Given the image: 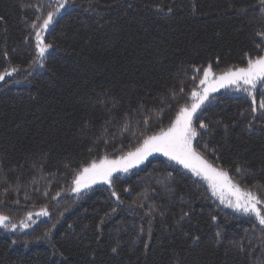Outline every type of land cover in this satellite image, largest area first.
Masks as SVG:
<instances>
[{
	"label": "trees",
	"instance_id": "obj_1",
	"mask_svg": "<svg viewBox=\"0 0 264 264\" xmlns=\"http://www.w3.org/2000/svg\"><path fill=\"white\" fill-rule=\"evenodd\" d=\"M62 2L0 0V73L18 69L0 81V215L19 223L48 211L26 230L0 229V264H264L262 226L166 158L71 194L84 167L174 122L204 68L262 56L264 4L68 0L56 12ZM50 11L39 67L35 32ZM262 92L255 112L245 93L212 98L194 147L264 199Z\"/></svg>",
	"mask_w": 264,
	"mask_h": 264
},
{
	"label": "snow or ice",
	"instance_id": "obj_2",
	"mask_svg": "<svg viewBox=\"0 0 264 264\" xmlns=\"http://www.w3.org/2000/svg\"><path fill=\"white\" fill-rule=\"evenodd\" d=\"M260 2L264 4V0H260ZM67 3L68 0H63L56 12H59L60 8H64ZM54 16V12H48L39 30L35 32V48L37 51L33 64L39 67H44L46 54L52 48L50 43L44 41L43 33L53 23ZM32 27L35 29L36 25L33 24ZM17 71L18 69L15 67L11 70L5 69L3 73H0V81H4L6 76H12ZM210 77L214 78L210 79ZM199 84L205 87L201 91L194 89L191 92L192 103L190 106L181 107L174 122L166 129L161 128L157 133L146 135L143 142L134 151H129L117 159L105 157L99 163L93 161L76 174L73 180L74 187L71 191L79 194L97 183H104L111 187L114 173H127L130 168L143 163L149 156L159 153L182 165L191 171L193 175L207 181L212 195L221 204L245 216L252 217L264 229V209L261 207V205H264V199L257 193L235 183L227 171L214 167L193 147V140L198 136V132L193 126V117L205 101L209 99L210 92L219 91L221 88L243 92L251 98L253 112L257 110L256 93L258 90L264 89V56L249 58L246 66H233L219 75L214 74L211 65H209L204 68ZM261 94L264 95V92ZM259 108L264 110V100L259 103ZM145 123H147V120ZM199 128L204 129L206 125L199 123ZM125 130H127V125H125ZM237 171L239 172L240 169L238 168ZM112 195L119 200V196L115 191ZM36 215L48 216V211L41 209ZM26 219L30 221L32 215L29 214ZM21 226L28 227L29 225L25 221H21ZM0 228L15 231L16 224L11 222L10 217L0 215Z\"/></svg>",
	"mask_w": 264,
	"mask_h": 264
},
{
	"label": "rangeland",
	"instance_id": "obj_3",
	"mask_svg": "<svg viewBox=\"0 0 264 264\" xmlns=\"http://www.w3.org/2000/svg\"><path fill=\"white\" fill-rule=\"evenodd\" d=\"M59 1V0H58ZM57 0H56V2H58ZM262 56H264V50H263V52H262ZM212 71H213V73L214 74H216V75H219L220 73H222V72H215L213 69H212ZM211 78H214V77H210V79ZM203 87H205L204 85H200L199 84V87H198V89H197V91H201L202 89H203ZM224 92H231V93H243V92H237V91H234V90H232V89H224V88H221L219 91H216V92H210V94H209V99L207 100V101H205V103L201 106V109L200 110H198V112L196 113V115L193 117V126L195 127V122H197L196 120V118L200 115V113H201V111L203 110V108H204V106L212 99V98H214L216 95H218V94H220V93H224ZM192 103V100H190V103H188L186 106H190V104ZM185 107V106H184ZM261 111V110H260ZM194 141H195V139L193 140V147H194ZM195 148V147H194ZM135 150V149H134ZM134 150H132V151H134ZM197 151V150H196ZM120 157V156H119ZM118 157V158H119ZM154 157H163V158H166V159H168L167 157H165V156H163V155H161V154H159V153H154L153 155H151V156H149L148 158H147V160H145L143 163H141V164H139V165H137L136 167H133V168H130L129 169V171H131V170H133V169H135V168H137V167H139V166H141V165H143L144 163H146L148 160H150V159H152V158H154ZM203 157V156H202ZM204 158V157H203ZM108 159H117V158H108ZM205 159V158H204ZM169 160V159H168ZM100 161V160H99ZM99 161H97V163H99ZM169 161H171L172 163H174V164H176V165H178V166H180L181 168H183L184 170H186L187 172H189L191 175H193V173L191 172V171H189L188 169H186V168H184L182 165H180V164H177L175 161H172V160H169ZM215 167V166H214ZM217 168V167H216ZM219 169V168H218ZM128 171V172H129ZM127 172V173H128ZM121 174H126V173H123V172H117V173H114L113 174V178L115 177V176H117V175H121ZM195 178H197L198 180H200L201 181V183L202 184H204L205 185V187H207V189L209 190V192H210V194L212 195V191H211V189L209 188V185H208V182L207 181H205L204 179H202L201 177H198V176H195V175H193ZM231 177V176H230ZM113 178H112V180H113ZM234 181V180H233ZM102 185H105V186H109V185H107V184H104V183H97V184H94V185H92L90 188H88V189H86V190H84V191H82V192H80L79 194H81V193H83V192H86V191H88V190H90V189H92V188H94V187H96V186H102ZM73 187H74V185H73ZM254 189V188H253ZM252 189V190H253ZM258 190H253L252 192H257ZM73 193V195H78L77 193H74V192H72L71 191V194ZM263 193V192H262ZM213 196V195H212ZM262 196L264 197V195L262 194ZM214 197V199L222 206V207H224V208H226V209H228V210H230V211H232V212H236V211H234L233 209H231V208H228V207H225L223 204H221L220 203V201L215 197V196H213ZM261 207H262V205H261ZM262 209H263V207H262ZM40 212V211H39ZM36 213H38V212H35V213H31V215H32V219L30 220V221H28L27 219H24V220H22V221H25L29 226L28 227H22L21 226V222H19V223H15L16 224V229H15V231H17V230H19V231H23V230H26V229H28L30 226H31V224H33L34 223V221L35 220H37L38 218H43L44 216H37L36 215ZM236 213H238V212H236ZM1 230H6V231H10V232H13L11 229H4V228H0Z\"/></svg>",
	"mask_w": 264,
	"mask_h": 264
}]
</instances>
